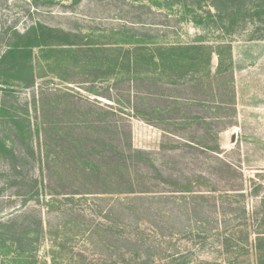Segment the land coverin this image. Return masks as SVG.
Here are the masks:
<instances>
[{"label": "rangeland", "instance_id": "obj_1", "mask_svg": "<svg viewBox=\"0 0 264 264\" xmlns=\"http://www.w3.org/2000/svg\"><path fill=\"white\" fill-rule=\"evenodd\" d=\"M35 24L124 51L204 35L174 0H0V59ZM247 29L232 70L217 76L214 56L199 87L170 88L188 101L145 77L139 117L126 74L34 51L33 86L0 84V264H257L217 242L248 231L252 244L264 195V40Z\"/></svg>", "mask_w": 264, "mask_h": 264}, {"label": "trees", "instance_id": "obj_2", "mask_svg": "<svg viewBox=\"0 0 264 264\" xmlns=\"http://www.w3.org/2000/svg\"><path fill=\"white\" fill-rule=\"evenodd\" d=\"M203 3H206V9ZM174 4L183 10L184 15L189 17L193 25L202 30L204 35H200L188 44L150 45L141 41L135 43L127 41L132 47L124 51L118 48L98 47L89 37L60 28L35 24L25 33L17 34L7 52L1 57L0 80L3 78V81L1 80L0 84L9 85L10 80L16 78L24 88L33 86L36 81L33 66L36 50L47 64L52 62L51 54L65 56L81 54L85 68L96 71L107 69L108 76L118 78L126 74L132 79L131 94L128 99L130 106L125 108V111L129 112V117H139L138 101L142 99V93L138 91V85L145 77L154 81L155 85L158 82L164 83L169 92L164 98L170 103L180 104L181 101L188 100L172 95L170 88L192 86L196 82L199 87L203 77L212 76L214 56L218 60L217 76L233 69V38L236 34L248 31L247 28L251 27L253 30L249 39L264 40V0H196V3L174 0ZM211 33L217 34L214 44L207 40ZM24 73L29 74L25 81L20 79ZM151 95L153 98H161V94L158 93ZM232 97L234 98L233 93ZM154 111L157 112V107H154ZM135 153L144 154L142 151ZM131 186L133 188V185ZM260 189L264 188L262 186L254 188L252 194L260 197ZM260 208V215L254 221L253 243L250 244L248 231L246 234L242 232L239 238L235 232H226L217 239L221 256L228 257L231 253L252 248L257 264H264V195L260 199ZM23 249L19 247L18 251L23 254L25 252ZM133 264L147 263L142 259H135Z\"/></svg>", "mask_w": 264, "mask_h": 264}]
</instances>
